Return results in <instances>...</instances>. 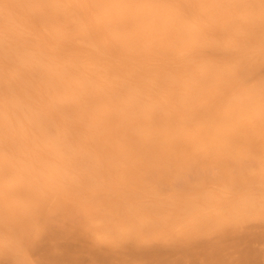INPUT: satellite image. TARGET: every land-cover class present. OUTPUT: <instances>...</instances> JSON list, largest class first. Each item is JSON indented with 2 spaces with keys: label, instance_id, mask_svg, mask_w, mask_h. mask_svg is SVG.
<instances>
[{
  "label": "bare ground",
  "instance_id": "6f19581e",
  "mask_svg": "<svg viewBox=\"0 0 264 264\" xmlns=\"http://www.w3.org/2000/svg\"><path fill=\"white\" fill-rule=\"evenodd\" d=\"M0 264H264V0H0Z\"/></svg>",
  "mask_w": 264,
  "mask_h": 264
}]
</instances>
